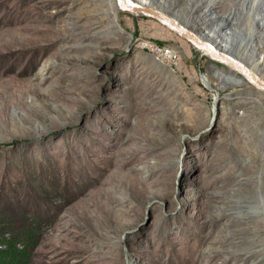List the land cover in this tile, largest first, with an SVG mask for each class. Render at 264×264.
Returning a JSON list of instances; mask_svg holds the SVG:
<instances>
[{"label":"rangeland","instance_id":"374dc122","mask_svg":"<svg viewBox=\"0 0 264 264\" xmlns=\"http://www.w3.org/2000/svg\"><path fill=\"white\" fill-rule=\"evenodd\" d=\"M116 1L0 0V239L35 228L21 264H264L262 94ZM147 6L264 82V0Z\"/></svg>","mask_w":264,"mask_h":264},{"label":"water","instance_id":"95a60500","mask_svg":"<svg viewBox=\"0 0 264 264\" xmlns=\"http://www.w3.org/2000/svg\"><path fill=\"white\" fill-rule=\"evenodd\" d=\"M118 5L127 10H135L138 14L158 22L170 32L189 43L194 49L208 56L212 61L223 65L228 72H237L240 79L246 80L254 91H259L264 98V82L259 80L249 69L247 60L239 57L235 45L220 44L221 40L210 37L207 32L195 34L187 24L179 21V16L169 17L165 11L153 10L134 3L131 0H118ZM216 40V41H215Z\"/></svg>","mask_w":264,"mask_h":264},{"label":"bare ground","instance_id":"6f19581e","mask_svg":"<svg viewBox=\"0 0 264 264\" xmlns=\"http://www.w3.org/2000/svg\"><path fill=\"white\" fill-rule=\"evenodd\" d=\"M132 2H134V3H137V4H140V5H142V6H144V7H147V8H150V9H153V10H157V9H154V8H151V7H148L147 5H150L151 3H152V1L153 0H131ZM110 2H111V5H112V7H113V9H114V11L116 10V5H117V1L116 0H110ZM84 6H86L85 7V9H86V13L84 14V15H82V19L84 20V19H86V21H91V23H93L92 25H91V28H90V36H92V37H96V36H98V30L100 29V26H105V24L104 23H100V20H98L97 18L99 17L100 18V16H99V14L97 15V13L95 12V13H93V14H91V13H89V8L92 6V4H90V3H88V2H85L84 3ZM97 8V6H95V9ZM158 11V10H157ZM116 12V11H115ZM132 12H135V13H138L137 11H135V10H133ZM175 16H178V15H175ZM217 28H215V29H213L212 31H214L215 33L217 32V30H216ZM190 31H192L193 33H195V34H199V35H201L200 34V32H198L197 30L198 29H193V30H191V29H189ZM220 36V35H219ZM211 37V36H210ZM214 37V36H213ZM221 37V36H220ZM216 41V40H215ZM91 44V43H90ZM89 44V45H90ZM167 57H170V59H172V58H174V53L173 52H170L169 53V55H167ZM261 61H264V54H262V57H261V60H260V62ZM159 62H161V61H159ZM161 63H163V62H161ZM252 72V71H251ZM230 74H233V73H235V72H229ZM253 73V72H252ZM254 74V73H253ZM255 76H256V74H254ZM224 76L221 74L220 75V80H224V78H223ZM259 80H261L259 77H257ZM262 81V80H261ZM256 92H259V91H256ZM258 177H257V185L255 186V195L256 196H258L259 197V200H261V202H262V205L264 204V167L263 168H261V170L258 172ZM247 181V184L249 183V182H251V181H249V180H246ZM223 186V185H222ZM221 186V183H219V184H216L215 186L213 185L212 187H210L209 188V190L210 191H212L213 192V194L214 195H217V194H220V192H218L217 190L218 189H220V187H222ZM238 192H242V189L241 190H238ZM195 194L193 193V196H194ZM258 207H260V205L258 206ZM216 208V207H215ZM217 209V208H216ZM227 222V221H226ZM227 227V226H226Z\"/></svg>","mask_w":264,"mask_h":264},{"label":"trees","instance_id":"16d2710c","mask_svg":"<svg viewBox=\"0 0 264 264\" xmlns=\"http://www.w3.org/2000/svg\"><path fill=\"white\" fill-rule=\"evenodd\" d=\"M36 231L33 227H28L20 232L15 238H1L0 244L4 248H0V264H21L22 261L28 258L27 245L36 246L38 243ZM18 242L22 247H18ZM20 245V246H21Z\"/></svg>","mask_w":264,"mask_h":264},{"label":"built area","instance_id":"2783aa9c","mask_svg":"<svg viewBox=\"0 0 264 264\" xmlns=\"http://www.w3.org/2000/svg\"><path fill=\"white\" fill-rule=\"evenodd\" d=\"M145 48H148V50L151 52L152 56L157 60L161 62H165L170 60V57H167L171 51L167 49H163L158 45L149 43L148 45H145Z\"/></svg>","mask_w":264,"mask_h":264}]
</instances>
